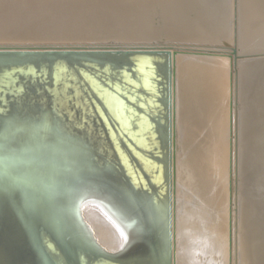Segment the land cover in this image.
I'll list each match as a JSON object with an SVG mask.
<instances>
[{
  "label": "bare ground",
  "instance_id": "6f19581e",
  "mask_svg": "<svg viewBox=\"0 0 264 264\" xmlns=\"http://www.w3.org/2000/svg\"><path fill=\"white\" fill-rule=\"evenodd\" d=\"M157 41H162L165 44L169 42L176 43L169 45L172 123L169 196L171 195L173 200L170 196L171 206H169L170 217L168 215V222L171 264H264V0H0V44H23L21 46L28 44L81 45L94 43H149ZM185 42H193L196 45L204 44L207 47L183 46ZM119 58L100 55L72 58L63 57L60 59H48L41 56H0V141L2 142H0L2 144L0 145V157L4 159V164L13 159L11 153L15 152V150H13V146L11 145L16 140L20 141L18 144L23 141L16 139V137L19 134H27L29 132L26 126V128L21 129L20 125L15 123L16 121H12L20 119L24 122H29L35 118L38 120V117L43 114L38 112L35 115V113L41 108V104L43 105L42 109H44L45 119L41 117V121H37L43 124V128H41L43 131H40L41 135L39 134L38 138L41 141L43 139L44 141H49L50 139L52 141L54 137L56 138L53 143H45V148L42 147V152L46 149L48 155L50 153H53V155L57 153L56 156H62L64 159L69 155V159L67 158L69 165L65 163V166H68L64 168L65 171L62 173L65 177L57 178L60 176L59 174L57 177L55 174V176L52 175L54 178L47 179L52 184L48 188H45V190L48 189L52 194V196L49 195L54 203L52 205H55L56 209L60 210V217H58L61 222L59 223V227L62 228V240H59L66 244L64 246L69 251L67 257L69 256L68 258H70L68 259V263L64 262L65 264H112L102 259L99 260L93 254H90L89 248L95 249L105 255L106 253L117 255L125 251L130 253H138L140 251L142 253L141 257H136L140 253L134 256L138 258L135 261L136 264H163V253L169 247V244L166 243V234L163 229V225L166 223L165 220H167L164 218L167 215L161 218L162 221L160 219L163 225L162 223L155 225L151 221L154 216L150 218L145 212L144 217H146V220L148 218L149 221L146 224V220L144 223L138 210V207H140V203L138 204V202L141 200L136 202V200L120 192L122 189L119 191L117 190L118 188L113 189L112 187V189H108L101 186L93 188L88 185L89 181L108 170L107 166L109 164L115 166L119 162L133 170L135 179L139 181L138 186L142 185V183H146L144 185L146 187L147 185L150 186L149 183L151 181L155 182L154 184L157 182V187L158 185L160 187L162 185L163 160L157 159L159 164L162 162L159 167L158 163H154V160L151 161L150 155L145 152L146 149L154 146L156 154V152H159L164 147L165 133L161 125L163 116L160 114L161 104L157 98V96L160 97L162 95V92L156 86L157 75L151 69L153 66H157V64L150 57H138L136 60L138 63L135 65V80H129L130 83L135 85L133 87L128 85L130 88L142 87L143 89L144 86L148 90H145L148 94L142 90H140V93H136L138 94L137 96L145 98V103L143 102L145 105H152L148 110H141L140 106H144L142 101L138 103V100H136L138 103L136 104L139 107H136L131 101L135 93L134 95H129V99L126 96H122L112 87L115 81L113 80L114 66L110 63L121 62L122 59L120 60ZM78 60H82L85 64L89 63V66L79 67L74 62ZM115 68L117 69L118 67H114V70ZM255 68H257V72L254 71L255 74H253L252 71ZM117 70L121 71L119 68ZM79 74L81 75L80 79L77 77ZM117 78V81L121 80L119 77ZM41 97H43L42 100ZM49 99L53 101L52 105L47 104ZM154 105H158V108L153 107ZM141 112L144 113L142 114ZM24 122H20V124H24ZM50 123L52 124L50 126L53 127L51 131L54 132L52 134L49 132L51 129ZM31 124L34 127V123L31 122ZM39 125L38 127L35 125L37 130L40 127ZM114 125L117 128L114 129V127L112 130ZM29 133L28 135L30 136L36 135V132L33 135ZM199 136L202 138L200 137L201 139L197 141ZM23 137L27 141L30 140V137H28L29 140L25 136ZM20 138H22V135ZM152 138L153 141L151 142ZM32 140L34 142V137H31L30 141ZM202 140H208L211 143L212 149L210 148L211 150L208 152L209 155H207L206 160L209 159L214 164V167L217 165L216 167L220 168L219 171L231 163V169H228L231 170V176L228 175L230 176V183H227L229 184L228 186L226 183L220 186V183H217L219 187L215 186L216 188L214 189L213 186V189H210L203 182L205 177L203 178V175L200 174L202 171L199 174L200 176L202 175L203 180L199 179L200 181H198V179H195L194 175H198V173L194 172V165L199 160L197 161V158H195L197 162L194 163L193 161L194 164L190 166L191 162L187 163L186 161L188 160L185 157V159L181 158L183 152H188V149L194 150L190 147L192 146L191 142L195 143L194 141H197V144L198 142L201 143ZM36 142L39 143L38 141ZM37 143L35 146L39 147ZM15 144L17 145L16 142ZM22 145L24 146L25 142ZM198 146L200 147V144ZM15 147L18 150V145ZM199 151L201 150L199 149ZM17 152L15 153L16 155L20 152L22 154L25 151L20 150V152ZM8 153H10L12 159ZM26 153L29 154L27 151ZM6 155L10 159L8 158L9 160L5 161ZM131 155L137 157L138 161L132 160V158V161H130ZM42 157L43 155L41 154L40 158ZM18 158L20 161L21 155ZM18 158L13 160L15 161ZM47 158L45 157V159ZM192 158L194 159V157ZM55 160L56 158L53 161ZM111 160L113 163L110 162ZM11 162H8V164ZM29 162H26V164ZM35 163L38 166V162ZM0 164L3 166L2 161ZM30 164L31 162L27 165ZM39 164L42 165V169L47 173L50 169L55 172L54 165L56 167L59 165L56 163L52 165V161L50 166L45 161L43 164L39 161ZM13 165H7V168L4 167L7 169V173L12 171L11 168H13V171L15 168L18 169L16 166L19 164ZM34 165H32L33 167L30 166V168H35L36 166L34 167ZM198 165L195 167L197 168ZM38 167L40 169V166ZM203 167L200 166L201 170ZM240 167L246 169V176H243L245 175V171L243 173L244 169H242L243 175L241 174ZM8 168H10V171H8ZM2 169L0 168V170ZM23 169L21 168V170ZM21 170V173H24L23 171L25 170L27 174V169ZM228 170L226 173H228ZM208 171L210 172L211 170ZM20 172L17 171L18 174ZM36 172L35 174L38 175ZM215 172L217 173V171ZM11 173L15 174L13 181L16 178V182L14 183L16 187L18 177H15L17 176L16 172ZM108 173L111 172L108 171ZM1 174L5 173H0V177ZM23 175L21 176L24 177ZM27 175L29 176V173ZM39 175H43L42 172ZM148 176H151L152 180L148 179ZM30 177L34 183L31 175ZM30 177L27 180H30ZM185 177L186 179L189 177V182L191 179L192 181H197V183L196 181L192 182L194 184L192 189L194 192L196 190L197 194L200 193L202 197L199 196L201 201L199 204H195L199 199L195 203L190 199L188 201L184 200L182 195L184 193L181 194L180 191L184 187H180ZM223 177L225 178V176ZM12 178L10 177L9 180ZM186 179L185 182L187 183L184 184L187 186L188 180L186 181ZM211 179L209 181H212ZM2 180L4 181L3 178ZM51 180L52 182H50ZM241 180L245 181L244 183L247 180L249 183L253 182V189L257 182L262 183H259L262 187H260V190H258L259 188H255L257 192L256 190L254 192L251 188L253 192L251 193L250 191L249 195L245 196L243 193H240L248 186V182L247 186H243L244 189L241 186L242 190H240L239 184ZM35 181L37 182V180ZM45 182L44 180L43 183L46 184ZM223 182L225 181L221 183ZM22 183L27 184L28 181L27 183L24 181ZM37 183L39 184V182ZM44 184L41 186H44ZM4 185L6 187L5 182ZM21 187L22 185L19 188ZM8 188L7 190H11ZM1 189L5 191L4 187L0 188V193ZM192 189L190 188V190ZM3 190L2 192H4ZM22 191L25 192L24 189ZM27 192L26 190L25 193L27 194ZM41 192L44 193V190ZM174 192L175 198L173 196ZM9 193L7 198L3 195L5 192L0 195L6 199V202L4 199L1 202L4 200L6 204L9 198L11 203ZM11 193L15 194V192ZM137 193L139 194V192ZM28 194L30 195V192ZM188 194L190 198H193L191 197L192 193ZM137 196L140 198L139 195ZM44 197H41V200ZM154 197H156V192ZM158 197L161 200V195ZM13 198L14 196H12ZM15 198L17 199V196ZM51 199L49 198L48 200ZM193 199L195 201V198ZM34 200L35 202L38 201L36 198ZM162 200L164 204L163 196ZM9 201L7 204H10ZM43 201L45 202V199ZM191 201L194 205L190 203ZM35 202L33 203V207H35ZM2 204L4 205V203ZM2 204H0V209ZM40 206L39 208H41ZM47 206H49V202ZM164 206L162 207L163 211H161L163 213ZM12 207L8 216L11 219V223L12 218H14V211L15 214L17 213V207H13L14 211ZM6 208L8 209V207ZM18 208L19 212H21L19 204ZM23 208L25 209V207ZM162 209L160 207V210ZM5 210L2 211L5 213ZM32 210L33 213H36L35 209L32 208ZM2 211L0 210V212ZM28 211L26 212H32L31 209ZM33 213L28 214V217ZM6 215L2 219L7 218ZM17 215L19 216L20 214ZM42 215L39 214V219ZM55 215H57V212ZM202 215L212 217L217 221L221 229L224 228L230 234L231 240L229 243L224 239L228 245H225L224 241L222 242L224 245L217 241V243L207 245L202 242L203 239L197 244L195 238L193 240L184 235L188 222L192 218ZM18 216V221L22 222V219L18 218ZM37 216L36 218H38ZM22 217L24 218L22 223H24L27 215L23 213ZM14 220L16 223L14 224L13 221V224L16 226L17 220L16 218ZM31 221L27 222L34 225L32 223L35 221ZM39 223L41 224L40 220ZM25 224L22 225L24 226ZM29 224L27 225L30 226ZM19 225L18 222L17 226ZM11 227L10 230L14 228L13 226ZM30 227L32 228L33 226ZM45 228L47 232L50 229L51 233V228ZM39 229L37 227L36 231L42 233V229ZM46 229L44 230L46 231ZM15 230L16 228H14ZM45 231L43 234H45ZM20 232L17 231L15 233L19 234ZM28 232L30 233L29 235H27ZM28 232L27 236H25L26 239L24 237H16L15 239L16 241L17 238H24L26 240V244L23 247L21 246L23 256L16 255L18 251H15L16 253L13 255H16V259L13 257L12 260L11 251L15 249V245L13 244L14 249H11V251L8 248L9 246L5 247L11 240L9 237H13L9 233V235L6 233V237L9 236V241L0 247V254L4 253L6 255V250H9L8 252H11L9 253L11 255L7 254V257H5H11L9 260L10 262L12 260L11 263L14 264H18L14 260H17L19 256L26 263H32L38 255L42 257L49 256L47 258L50 259L53 253L49 251V247L47 248L45 243L42 244L43 247L40 246L38 234L33 231ZM55 233L57 234L56 231ZM47 234H45V237ZM214 235L219 236L221 234ZM6 237L4 235L2 239L5 241ZM220 238L219 236L218 240ZM53 240L57 241V239ZM17 242L19 244L23 243L22 240L21 242ZM34 246H37V248L35 247L36 250L33 249ZM60 254H62V251ZM5 257L2 258L0 255V264H10V262L7 263L8 260ZM133 259L131 257L130 261ZM2 260L7 261L2 263ZM50 260L52 261V259ZM50 262L47 263L46 259L45 264H52Z\"/></svg>",
  "mask_w": 264,
  "mask_h": 264
},
{
  "label": "rangeland",
  "instance_id": "374dc122",
  "mask_svg": "<svg viewBox=\"0 0 264 264\" xmlns=\"http://www.w3.org/2000/svg\"><path fill=\"white\" fill-rule=\"evenodd\" d=\"M202 45H203V47H202ZM202 45H200V44H199V45H196V44H194L193 42H192V43H190V42H185V43H183V46H188V47H200V46H201V48H206V47H207V46L204 45V44H202ZM204 46H205V47H204ZM255 54H257V53H255ZM78 61H79V62H78ZM78 61H74V62H76L75 64H78L79 67H83V66L86 67V66H89V63H88V64H85V62H83L82 60H78ZM119 63H120V62H118V63L113 62V63H110V64H111L112 66H114V67L117 66V67L119 68V70L122 71L121 74L123 73V74H122V78H125V80H126V79H128V78H127L128 75H127V76L125 75V77L123 76L124 73H125V74L127 73V72H126V69H125L124 67L122 68L121 65L119 66ZM84 64H85V65H84ZM80 65H81V66H80ZM90 67H91V66H90ZM114 67H113V71H114V73H113V74H114V76H113V80H115V81H114L112 87L115 88V90H116L117 92H119L122 96H126V98H129V99H130V96H129V95H132L131 93H125V92H126L125 89L123 90V92H121V90L123 89L122 87L126 86V84L124 83L125 80H124V79H121V77H120V71L117 70L118 68H117V69L115 68V70H114ZM113 71H112V72H113ZM254 71L257 72V68H255V69L252 71L253 74H255ZM115 75H116V76H115ZM77 77H78V79H80V78H81V75L79 74ZM117 77H119L121 80H120V81H117V79H118ZM128 80H129V79H128ZM120 82H121V83H120ZM124 84H125V85H124ZM126 87H129V86H126ZM128 89L130 90V89H132V88L129 87ZM43 97H44V96H43ZM43 97H41V100L43 99ZM54 102H55V101H54ZM137 102H139V101H137ZM140 102H141V101H140ZM45 104H46V103H45ZM47 104L52 105V104H53V101H52V100L50 101V99H49ZM42 106H43V105L41 104V105H40L41 108H39V109L37 110V112L35 113V115H36L38 112H41V113L43 114V115H41V116L38 117V118H39L38 120H37V118H35L34 120L32 119L33 121L24 122V121H22V120H20V119H15V120L13 119L14 121H12V119H11L12 122H15V121H16L15 123H16V124L18 123V124L20 125V126H19V125H18V126H19L21 129L27 127L26 129H28L29 132H32V130H34V132H36V135H34V136H30V135H28L29 132H28L27 134H19V136H17V137H19V138H17V137L15 136L16 139H19V140L21 139V140H23V141L25 142V145L23 146V145H22V144L24 143L23 141H21V143L23 142L22 144H21V143L18 144L20 141L18 142V140H16V139L14 138V140H16L15 142H16L17 145H18V147H17L18 150H16V147H15V146H17V145L15 144V142L13 143V144H15V145H13V144L11 143V144H12L11 146H13V147H12L13 150H15V152H13V150H12V152H13L14 154H15V153H18L17 151L20 152V150H21V151L23 150V151H25V152H24L25 155H24L23 152H22V154H21V152H20L19 154H17L18 156L21 155V158H20V161H19L18 156H17L16 154L14 155L13 153L10 152L11 155H13V159L18 158L17 160L14 161V160L12 159V156L10 155V153H8L9 156L11 157V159L14 161L15 164L13 163L12 160H9V159H10L9 156L6 155L7 158L5 157V158H6L5 161H6V160H9V161H7V164L5 163L6 165L4 164V159H2V157H0V158H1V159H0V163H1V161H2V164H3V166L0 164V168H3L2 170H0V173H3V172H4V173L6 174V175H5V174H3V175L1 174V177H0V182H1V183H0V188H3V187L5 188V191H4L3 189H1V193H0V195L3 194V193L5 192V194H3V195H5V197L7 198L8 193L10 192L9 195H10V200H11V203H10L9 198H8L7 203H8V201H9L10 204H7V203H6V204H7V205H6V204H5L6 199L2 198V197H4V196H0V197H1V198H0V204L4 203V205H3V204L1 205V209H0V210L2 211V210H4V209H6V210H5V213L8 211V212L6 213L7 215L4 213V211L0 212V214L3 213V214L0 216V220H1V221L3 220L2 222L0 221V238H1V239L4 238V235H5V237H6L7 234H8V233L10 234L11 231H12V232H11L10 236H13V237H9V236H8V237L11 239L10 242H8V243H7V241H9V240H8V239H9L8 237L5 238V239H6V240H5L6 242L2 239V240L4 241V244H3V241L0 239V241H1V242H0V247H2L3 245H5V244L7 243V244H6L7 246H5V247L7 248V247L9 246L8 248L10 249V251H11V249H14V248H15V249L13 250L14 252L11 251V252H12V253H11V252H8L9 250H6L5 247H4V249H5L8 253L6 252V255H5L4 253L1 252L2 254H0V255H1L2 258H4L5 256L7 257V254L11 253L12 255H11V254H9V255H11L12 260H13V257L16 259V257H15L16 255H21V256H23V255H22V253H23V249H22V247L26 244V240H24V238L26 239L25 236H27V235L30 234L28 231H33V232H35L37 227H38V229H39V227H41L39 230L42 229V233H39V231H36L35 233L38 234V238H40L39 240L44 241V239H45L44 242H45V244H46V247H47V248L49 247V248H48L49 251L52 252V253L54 254V255L51 254L50 259H52V261H53V260H54V261L52 262L50 259H48L49 256H47V257H48V258H47L45 255H44L45 257H42L41 255H38V256H36L37 258H36V257L34 258V261H33L32 263H26L25 261L23 262L22 259L20 258L21 256H19V257H18L19 259L17 258V260H14V262H18V264H24V263H25V264H39V263H40V264H45L46 259H47V263L51 261L50 263H52V264L55 263V262H56L57 264H65V263H68V261H69L68 259H70V258H68L69 256L67 257V255H69L68 248H67L66 246H64V245H66V244L63 243V241H60V240H62V228L59 227V225H60L59 223H61L60 220H59V217H60V210L56 209L57 207H56L55 205H52V204H54V203L52 202V199H51L52 194L49 192L48 189L45 190L46 187L48 188V186H49L50 184H52V183H49V181H48V180L54 178L52 175L55 174L56 177H57L58 174H59L60 176H58L57 178H63V177H65L64 175H62V173L65 171L64 168H66V166L69 165V164L67 163V162H69V161L67 160V158L69 157V155H68V157H65V159H64V157H62V156H59V155L56 156L57 153H56V154L54 153L55 155H53V153H50V154L48 155L46 149H44L45 151L43 150V152H44V154H43L42 149L45 148V143H46V144H48L49 142H50V143H53V142H55L56 138L54 137V139H52V141H51V139H50L49 141H46V140L44 141V139L41 141V140L38 138V137H39V134H40V131H43V130L41 129V128H43V126H42L43 124H42V123H38V122L41 121V117H42V119H45V118H44L45 116H44V113H43V110H44V109H42V108H43ZM41 109H42V111H41ZM35 115H34V116H35ZM35 120H36V122H35ZM17 121H18V122H17ZM37 121H38V122H37ZM20 122H21V123L24 122V124H20ZM31 122L34 123V127H33V125L31 124ZM35 123H36V124H35ZM29 124H30V125H29ZM37 124H38V125L40 124V125H39L40 127L38 128V130H37V127H38ZM35 125H36L37 127H36ZM50 125H52V124L50 123L49 126H50ZM21 126H22V127H21ZM25 126H26V127H25ZM31 126H32L33 128H32ZM115 126H116V125H114V126L112 127V130H113V128H114ZM30 127H31V128H30ZM50 128H51V129H50L49 132H51V134H52L53 131H51V130H53V127L50 126ZM116 128H117V127H115L114 129H116ZM30 129H31V130H30ZM40 129H41V130H40ZM37 131H38V133H37ZM34 132L29 133V134L33 135ZM53 133H54V132H53ZM34 134H35V133H34ZM16 135H17V134H16ZM21 135H22V138H20ZM40 135H41V134H40ZM23 136H25L26 139H28V140H29L28 137H30V140H31V137H34V142H33V140H32V141H30V140H29V141L25 140ZM35 137H36V138H35ZM107 137H109V136H107ZM200 137H201V136H199V138L197 139V141L200 140V139L202 138V137H201V138H200ZM32 139H33V138H32ZM14 140H13V141H14ZM39 140H40V141H39ZM203 140H204V139H203ZM203 140L201 141V143H203V144H201L200 142H198V143L196 144L197 141H194L195 143L191 142L190 144H192V146H190V145H189V146L192 147V149H194V150H189V149H188V152H186V153L183 152L184 154H183V153L181 154V156H182L181 158H183V159L186 158V159L188 160V161H186L187 163H190V162H191V163H190V166H192L195 162H197V161L199 160V161L197 162V164L194 165V172H195L196 174L198 173V175H194V176H195V179H196V180L198 179V181H200L199 179L203 180V178L205 177L206 179L204 178V181H203V182H204L205 185L209 186L210 189H213V186H214V189H215V188L218 186L219 183H220L219 186H220L221 184H225V183H226V185L228 186L229 184H227V183H230V179H229V178H230V176H231V174H230V173H231V172H230L231 170H228V169H231V168H230V167H231V163H230V165H227V167L224 166V167L221 169V171H219L220 168L216 167L217 165H215V167H214V164H213L212 162H210L209 159L206 160V158L208 157L207 155H209L208 152L212 149L211 143H210L208 140H205V141H203ZM36 141H38L39 143H37ZM206 141H207V142H206ZM0 142H1V141H0ZM28 142H29V143H28ZM31 142H32V143H31ZM35 142L39 145V147H37V145L35 146V144H36ZM40 142H41V144H42L43 146L40 144ZM111 142H112V141H111ZM1 143H2V142H1ZM26 143H27V144H26ZM30 143H31V144H30ZM34 143H35V144H34ZM43 143H44V144H43ZM3 144H4V143H3ZM33 144H34V146H33ZM194 144H195V145H194ZM198 144H200V147L198 146ZM0 145H2V144H0ZM19 145H20L22 148H21ZM29 145H30V147H29ZM204 145H205V146H204ZM26 146H28V147H26ZM202 146H203V148H202ZM0 147H1V146H0ZM14 147H15V149H14ZM32 147H34L35 149L32 148ZM42 147H43V148H42ZM193 147H194V148H193ZM204 147L207 148V149H205ZM20 148H21V149H20ZM29 148H30V150H31V149L33 150V149H34L35 151H34V150H33V151L31 150V152H30V150H28ZM40 148H41V150H40ZM196 148H197L198 151L195 150ZM210 148H211V149H210ZM26 149H27V150H26ZM36 149H38V150H36ZM161 149H162V148H161ZM161 149H160V151H161ZM190 149H191V148H190ZM199 149H200L201 151H199ZM39 150H40V151H39ZM186 150H187V149H186ZM202 150H203V153H202ZM26 151L29 152V154H27ZM189 151H190L191 153H190ZM0 152H1V150H0ZM32 152H33V153H32ZM38 152H39V153H38ZM40 152H41V153H40ZM59 152H60V151H59ZM205 152H207L208 154L205 153ZM30 153H31V154H30ZM45 153H46V154H45ZM195 153H196V154L199 153V154H198L199 156L196 155ZM200 153H201V154H200ZM0 154H1V153H0ZM33 154H34V155H33ZM36 154H38V155H36ZM41 154L43 155V157H42L43 159L40 158ZM51 154H52V155H51ZM159 154H160V153H159ZM189 154H190V155H189ZM204 154H205V156H204ZM28 155H29V157H30L31 159L28 157ZM35 155H36L37 157H36ZM39 155H40V156H39ZM188 155H189L190 157H189ZM0 156H1V155H0ZM14 156H15L16 158H15ZM22 156H23V157H24V156L27 157V158H26L27 160L25 159V157L23 158ZM33 156H34V157H33ZM49 156H51V157L49 158ZM54 156H55V157H54ZM45 157H48V158H47L48 160L45 159ZM58 157H60V158H58ZM184 157H185V158H184ZM188 157H189V158H188ZM192 157H194V159H193ZM200 157H201V158H200ZM3 158H4V157H3ZM8 158H9V159H8ZM34 158H35V159H34ZM52 158H53V159H52ZM55 158H56V160L53 161ZM131 158H132V160H133V159H135V160L138 159L137 157H135V156H133V155L130 156V158H129L130 161H132ZM191 158H192V159H191ZM195 158H197V159H196L197 161L195 160ZM32 159H33V161H34V160H35V161L33 162ZM37 159H39V160L37 161ZM40 159H42V160H40ZM50 159H51V161H52V165L55 164V163H56V164H59V165H57V167L54 165V168H55L57 171L55 170V172H54V170L52 171V170L50 169L51 172L47 170V171H48V173H47V172H45V171L42 169L43 167H41L42 165L39 164V161L42 162V164H43L44 161H45V162L48 163V165L50 166V164H51ZM68 159H69V158H68ZM204 159H205V160H204ZM21 160H22V162H21ZM24 160H25V161H24ZM57 160H58V162H57ZM63 160H64V161H63ZM65 160H66V161H65ZM153 160H154V163L157 162V159L151 158V161H153ZM201 160H202L203 162H202ZM11 161H12V162H11ZM23 161H24V163H23ZM29 161L31 162V164H30V165H27V164L30 163ZM47 161H48V162H47ZM114 161H115L116 163H118L116 160H114ZM137 161H138V160H137ZM193 161H194V163H193ZM8 162H11V163L8 164ZM16 162H18V163H16ZM19 162H21V163H19ZM26 162H29V163L26 164ZM32 162H33V163H32ZM35 162H38L37 164H38V166H40V169H39V167L36 165ZM61 162H62V163H61ZM110 162L113 163L112 160H111ZM115 162H114V163H115ZM158 162H159V161H158ZM158 162H157V163H158ZM160 162H161V161H160ZM209 162H210V163H209ZM65 163H67L68 165L65 166ZM152 163H153V162H152ZM157 163H156V164H157ZM161 163H162V162H161ZM161 163H160V164L158 163L157 165L159 166V165H161ZM201 163H202L203 165H202ZM211 163H212V164H211ZM11 164H12V165L14 164L15 166L19 164L20 166L18 165V166H16V167H17L18 169L20 168V170H21V168H22V169H23V168H24V169H27V174L29 173V176L26 174V171H25L24 169H23L24 171H23V170H21V171H23L26 175H25L24 173H21L20 170L16 169L15 167H14V168L16 169V171H15V169H14V171H13V168H11L12 171H10V168H8V169H9L8 171H10V172L7 173V172H6V171H7L6 168H7L8 166H12ZM22 164H23V165H22ZM33 164H35L34 167L36 166L39 170H38L36 167H35L36 170H35V168H30V166H32ZM191 164H192V165H191ZM198 164H200V165H198ZM204 164H205V165H204ZM7 165H8V166H7ZM14 165H13V166H14ZM24 165H25V166H24ZM26 165H27V166H26ZM52 165H51V166H52ZM60 165H62V166H60ZM196 165H198L197 168L195 167ZM208 165H209V168L211 167L210 169L208 168ZM210 165H212V166H210ZM1 166H2V167H1ZM6 166H7V167H6ZM21 166H23V167H21ZM28 166H29V167H28ZM64 166H65V167H64ZM200 166H201V167L204 166L202 170H201ZM4 167H6V168H4ZM26 167H27V168H26ZM32 167H33V166H32ZM58 167H59V168H58ZM61 167H62V168H61ZM159 167H160V166H159ZM206 167H207V168H206ZM228 167H229V168H228ZM241 167H242V166H241ZM241 167H240V168H241ZM107 168H108V170H106L103 174H101V175H99V176L93 178V180L89 181V184H88V185L91 186V187H93V188H96V186H97V187H100V186H101V187L108 188V189H112V187H113V189H115V188L117 189V188H118L117 190H119V191H120V189H122L120 192H122L124 195H127L128 197H131L132 199L136 200V202H138V200H141V201L138 202V204L140 203V207H138V208H139L138 210H139V214H141L140 216L142 217L143 222L146 220V219H145L146 217H144V216H145L144 214H145V212H146V213H147L146 215L149 216L150 218L154 216V217L152 218V220H151L152 223H154L155 225H157V224H159V223H162V222H160V219H161V218H164V217H165V214H164L163 212H161V211H163L162 207L164 206V204H163V202H162V201H163V200H162V196H163V194L161 193V190H160V188H159L160 186L158 185V187H156V188H158L159 190H158V189H153V188H151L152 185H151V187L147 185V187H146V186H143L144 188L142 187L141 189H138V190H135V191H134V188L138 186V182H139V181H137V180L135 179V175L133 174L134 172H133L132 169H130V168H129L127 165H125V164H121L120 162H119V164H115V166H112V165L109 164V166H107ZM111 168H112V170H111ZM205 168H206L207 171H208V170H211V171H210V172H211L210 175H209L210 172L208 171V172H209V173H208V172L205 170ZM212 168H213V169H212ZM215 168H216V169H215ZM224 168H226V169L224 170ZM4 169H5V171H4ZM33 169L35 170V172L38 171V172H36V173H38V175L35 174V172H33V171H34ZM41 169H42V170H41ZM115 169H116L117 171H116ZM198 169H199V170H198ZM242 169H244V170H243V173H244V171H245V173H244L245 175H243V173H242ZM28 170H29V171H28ZM59 170H60V171H59ZM196 170H198V171H196ZM227 170H228V173H226ZM240 170H241V174H242L243 176H246V169H245V168H241ZM1 171H2V172H1ZM17 171L20 172L19 174H21V175L24 174V175H23L24 177H22L21 175H19V174L17 173ZM108 171L111 172V173H108ZM201 171H202V173H200ZM212 171H213V172H212ZM215 171H217L218 174H217ZM11 172H16V175H17V176H15V177H18V178H17L18 181H17L16 187H15V185H14V183L16 182V181H15L16 178H15V180L13 181V179H14V175H15V174H13V173H11ZM32 172H33L34 174H33ZM41 172H42L43 175H39V174H41ZM52 172H53V173H52ZM56 172H57V173H56ZM60 172H61V173H60ZM113 172H114V173H113ZM203 172H205V173H203ZM219 172H220L221 174H220ZM222 172H224V173H222ZM30 173H32L33 175L30 174ZM106 173H107V174H106ZM199 173L203 175V178L201 177L202 175L200 176ZM225 173H226V174H225ZM7 174L11 175L10 177H11V178L13 177V178L9 180L10 177H8L9 175H7ZM108 174H109V175H108ZM113 174H114V175H113ZM215 174H216V175H215ZM219 174H220V175H219ZM222 174H224V175H222ZM18 175H19V176H18ZM30 175L32 176V178H33L35 175H37V176H39V177L41 176V177H40V178H39V177L37 178V176H36L35 178H33V181H34V183H33V182L31 181L32 179H31ZM46 175H47V176H46ZM48 175H49V176H48ZM55 175H54V176H55ZM211 175H213V176L215 175V176L213 177V176H211ZM226 175H227V176H226ZM228 175H230V176H228ZM2 176H4V177H2ZM20 176H21V177H20ZM26 176H27L28 178H27ZM42 176H43V178H42ZM45 176H46V178H45ZM51 176H52V177H51ZM185 176H186V175H185ZM196 176H198V177H196ZM218 176H219V177H218ZM222 176H225V178H226V177H227V178H226V179H225L224 177L222 178ZM7 177H8V178H7ZM29 177H30V180H27V179H29ZM47 177H48V178H47ZM50 177H51V178H50ZM98 177H99V178H98ZM121 177H122V178H121ZM186 177H187V176H186ZM186 177L183 178V184H184V183H185V184L187 183V182H185ZM199 177H200V178H199ZM208 177H209V178H208ZM2 178L4 179V181L2 180ZM19 178H21V179H19ZM22 178H23V179H26V180H23ZM105 178H106V179H105ZM149 178L151 179V176H148V179H149ZM160 178H161V177H160ZM188 178H189V177H188ZM188 178L186 179V181L188 180V184H187V186H186L185 184H184V185L182 184L181 187H180V188H183V187L185 188V187H186L185 189L187 190V192H186V190L183 188V189H180L181 194L184 193V194H182L184 200H187V201H188V199H190V200H192L194 203L199 199V201H197V202L195 203V204H197V203L199 204V202H201V201H200V197H201V196H200V193H198V194H199V195H198V194L196 193V190H195V192H194V190L192 189V188L194 187V184H193L192 182H195L196 180H195V181H194V180L192 181V179H191V180H190V182L192 183V184H191V183L189 182V179H188ZM211 178H213V179H211ZM216 178H217V179H216ZM221 178H222V179H221ZM243 178H244V177H243ZM245 178H246V177H245ZM245 178H244V179H245ZM5 179H6V180H5ZM39 179H40V181H38ZM47 179H48V180H47ZM113 179H114V180H113ZM117 179H118V180H117ZM161 179H162V178H161ZM210 179H211L212 181L215 180V181H213V184H212V181H209ZM220 179H221V180H220ZM223 179H224V180H223ZM246 179H247V178H246ZM1 180H2L3 182H2ZM11 180H12V181H11ZM20 180H21V181H20ZM35 180H37V182H39V184H38ZM44 180L46 181V182H45L46 184L43 183ZM97 180H98V182L96 183ZM115 180H117V181H115ZM151 180H152V179H151ZM226 180H227V181H226ZM228 180H229V181H228ZM7 181H8V182H7ZM23 181H24L25 183H27V181H28V183H27V184H24V183H22ZM47 181H48V182H47ZM92 181H93V183H92ZM120 181H121V182H120ZM208 181H209V183H208ZM220 181H221V182H222V181H225V182L221 183ZM4 182H5V184H6V187H5V185H4ZM11 182H12L13 184H12ZM29 182H30L31 184H30ZM50 182H52V180H51ZM242 182H243V181L241 180V183H242ZM244 182H245V181H244ZM244 182L242 183L243 185L240 183L239 186H240V187H241V186H242V187H243V186H247V182H248V180L246 181V183H244ZM7 183H8V184H7ZM9 183H11V184H9ZM18 183H19V184H18ZM35 183H36V184H35ZM53 183H54V182H53ZM118 183H120L121 186H120V184H118ZM152 183H153V182L151 181L149 184H152ZM154 183H155V182H154ZM154 183H153V184H154ZM196 183H197V181H196ZM200 183H201V182H200ZM210 183H211V184H210ZM214 183H216V184L218 183V184L216 185V184H214ZM250 183H251V182H250ZM250 183L248 182V186L245 187V189H244V187H243L244 190H242V187L240 188V190H242L240 194L243 193V195H245V196H246V195H249V193H250V191H251V188L254 186V183H253V182H252L253 184H252V183L250 184ZM259 183H260V182H257V184L255 183L256 185H255L254 189L252 188V190H253L254 192H255V190L258 189V188H259L258 190L261 189L260 187H262V185L260 186V184H262V183H260V184H259ZM1 184H3V185H1ZM28 184H29V185H28ZM33 184H34V186H33ZM37 184H38V185H37ZM43 184H44V186H41V185H43ZM47 184H48V185H47ZM109 184H110V185H109ZM112 184H114V185H112ZM157 184H158V183L156 182V184H154V185L157 186ZM189 184H190L191 186H190ZM249 184H250V185H249ZM258 184H259V186H257ZM7 185H11V186H7ZM13 185H14V186H13ZM18 185H19V186H18ZM21 185H22L23 189L25 190V192H26V190L28 191L27 194H28L29 192H30V195L33 194L32 197H30V198L28 199V197H29L30 195L28 194V195H29V196H28L25 192H23V191L21 192V190H23V189H21L22 187L19 188ZM35 185H36V186H35ZM129 185H130V186H129ZM134 185H135V186H134ZM211 185H212V186H211ZM252 185H253V186H252ZM2 186H3V187H2ZM12 186H13V187H12ZM37 186H38V187H37ZM122 186H124V187H122ZM131 186H132V187H131ZM141 186H142V185H141ZM188 186H189V187H188ZM215 186H216V187H215ZM219 186H218V187H219ZM227 186H226V187H227ZM250 186H251V187H250ZM7 187H9L8 189H11L12 191H11V190H7ZM14 187H15L16 189H15ZM28 187H29L30 189H29ZM42 187H43V188H42ZM133 187H134V188H133ZM148 187H150L151 190H150V188H148ZM187 187H188V188H187ZM17 188H19V189L17 190ZM27 188H28V189H27ZM128 188H129V190H127ZM190 188H191L192 190H190ZM255 188H256V189H255ZM34 189H35V190H34ZM41 189L44 190V193L41 192V191H43V190H41ZM188 189H189V190H188ZM246 189H250V190H246ZM2 190H3L4 192H2ZM40 190H41V191H40ZM152 190H153V191H152ZM155 190H158V191H155ZM182 190H184L186 193H185L184 191H182ZM6 191H7V192L9 191V192L7 193ZM17 191H18V192L20 191V193L18 194ZM129 191H130V192H129ZM150 191H151V192H150ZM191 191H192V192H191ZM253 191H251V193H252ZM11 192H13V193L15 192V194L13 195ZM16 192H17V193H16ZM32 192H33V193H32ZM34 192H35V193H34ZM37 192H38V193H37ZM47 192H48V193H47ZM128 192H129V193H128ZM137 192H139V194H138ZM155 192H156V197H154V196H155ZM193 192H194V193H193ZM197 192H198V190H197ZM246 192H247V193H246ZM256 192H257V190H256ZM22 193H23V194H22ZM24 193H25V196H24ZM36 193H37V197H36ZM39 193H40V194H39ZM41 193H42V194H41ZM49 193H50V194H49ZM125 193H128V194H125ZM130 193H131V194H130ZM136 193H137V194H136ZM151 193H152V194H151ZM157 193H158L159 195H161V200H162V201L159 199V197H158L159 195H158ZM170 193H171V192H170ZM188 193H190V194L192 193V194H191V197L195 198V201H194L193 198H190V195H189ZM195 193H196L197 197H196ZM244 193H245V194H244ZM6 194H7V195H6ZM11 194H12V195H11ZM16 194H18V195H16ZM47 194H48V195H47ZM153 194H154V196H153ZM174 194H175V192L173 193V196H174V198H175V195H174ZM15 195L17 196V199L15 198V197H16ZM22 195H23L25 198H24ZM45 195H46V196H45ZM49 195H51V196L49 197ZM137 195H139L140 198H139ZM141 195H142V196H141ZM184 195H185V196H184ZM186 195H187V198H186ZM194 195H195V196H194ZM12 196H14V198H13L14 200L12 199ZM19 196H20V197H19ZM21 196H22V199L24 198L23 200L21 199ZM38 196H39V198H38ZM44 196H45V197H44ZM152 196H153V197H152ZM170 196H171V195H170ZM199 196H200V197H199ZM202 196H203V195H202ZM26 197H27V200H26ZM41 197H44V198H42V199H43V200L45 199V202H44L43 200H41ZM47 197H48V198H47ZM134 197H137V198H134ZM163 197H164V196H163ZM188 197H189V198H188ZM18 198H19V199H18ZM35 198H36L38 201L35 202V200H34ZM49 198H50L51 200H48ZM157 198H158V199H157ZM171 198H172V200H173V197H172V196H171ZM171 198H170V199H171ZM201 198H202V197H201ZM2 199H4L5 202H4V200H3V202H1ZM31 199H32V201H31ZM12 200H13V201H12ZM16 200H17V201H16ZM19 200H20V202H21V200H22L21 204H20ZM24 200H26V201H24ZM28 200H29V201H28ZM33 200H34V201H33ZM40 200H41V201H40ZM143 200H144V201H143ZM158 200L161 201V202L159 201V202L161 203V205H160V203L158 202ZM190 200H189V201H190ZM30 201L32 202V205H31V202H30ZM46 201H47V202H46ZM50 201H51V202H50ZM192 201L190 202L191 204L193 203ZM13 202H14V203H13ZM17 202H18V203H17ZM23 202H26V203H23ZM34 202H35V204H34L35 207H33V203H34ZM37 202H38L39 205L36 204ZM42 202H43L45 205H44ZM48 202H49V206H47V205H48ZM172 202H173V201H172ZM175 202H176V201H175ZM27 203H28V204H27ZM13 204H14V205H17V206H14ZM18 204H19L20 209L23 211V213L27 215V219H28V220L25 219V222H24V223H22V222L24 221V218H23V217L21 218V216H22L23 213H22V211L19 212ZM25 204H26V205H25ZM42 204H43L44 207L47 209V211H46V209H45L44 207H42V206H43ZM50 204H51V205H50ZM141 204H142V205H141ZM150 204H151V205H150ZM162 204H163V205H162ZM201 204H202V203H201ZM12 205H13L14 208L17 207V208H16V209H17V213H16V214H15V211H14V208L12 207ZM22 205H23V206H22ZM24 205H25V206H24ZM29 205H30V207H29ZM37 205H38V208H37ZM40 205H41V206H40ZM143 205H144V206L146 205V206L144 207ZM192 205H194V204H192ZM202 205H203V204H202ZM2 206H3V207L5 206V207L3 208ZM9 206H10V207H9ZM21 206H22V207H25V209H24V208L22 209ZM27 206H28V207H27ZM31 206H32V207H31ZM39 206L42 208V210H41V208H39ZM53 206H54V207H53ZM170 206H171V202H170ZM6 207H8V209H7ZM11 207H12V210L14 211V218H12V223H11V219H9V217H8V216H9V211L11 210ZM48 207H49V208H48ZM50 207L53 208V209H51ZM160 207H161L162 210H160ZM26 208H28V209H26ZM32 208L35 209L36 213H33ZM36 208H37V209H36ZM141 208H143V209L145 208L144 211H142L143 209H141ZM16 209H15V210H16ZM29 209H31L32 212L27 213L26 211H28ZM43 209H45V210L43 211ZM54 209H55V210H54ZM140 209H141V210H140ZM25 210H26V211H25ZM40 210H41V211H40ZM53 210H54V211H53ZM24 211H25L26 213H25ZM38 211H39V212H38ZM49 211H50V212H49ZM58 211H59V214H58ZM28 212H29V211H28ZM37 212H38L40 215L43 214L42 216H40V219H39V214H38ZM44 212H45V213H44ZM54 212H55V213H54ZM56 212H57V215H55ZM141 212H142V213H141ZM184 212H185V211H184ZM31 213H33L31 216H33L32 218H33V220L35 221L34 223H32V224H34V225H31V223H30V224L28 223V222H30L31 219H32V218H30L31 216L28 217V214H31ZM46 213H48V214H50V215H48V214H46ZM51 213H52L53 215H55L56 218H55V216H53ZM17 214H20L21 216H20V215L18 216ZM34 214H35V215H34ZM36 214H37L38 216H37ZM142 214H143V216H142ZM163 214H164V215H163ZM170 214H171V211H170ZM173 214H174V212H173ZM4 215H6V217H7L8 219H7V218L2 219V217H3V218L5 217ZM16 215L18 216V218L20 217V219H22V222H21V221H18L19 219H17V216H16ZM45 215H46V218H45ZM47 215H48V216H47ZM151 215H152V216H151ZM34 216H35V217H34ZM36 216H37L38 218H36ZM50 216H51V217H50ZM58 216H59V217H58ZM162 216H163V217H162ZM24 217H25V215H24ZM169 217H170V215H169ZM15 218H16V220H17V224H18V222H19V224H20L19 226H17V224H16V226L14 225V224L16 223V221L14 220ZM34 218H35V219H34ZM43 218H44V220H43ZM52 218H54V219H52ZM38 219L40 220L41 224L39 223V220H38ZM45 219H47V220L45 221ZM50 219H51L52 221H53V220H54V221L52 222ZM164 219H167V216H166V218H164ZM164 219H163V221H164ZM4 220H5V221H4ZM6 220H7L8 222H7ZM26 220H27L28 222H27ZM29 220H30V221H29ZM33 220H32L31 222H33ZM37 220H38V222L36 223ZM201 220H203V221H201ZM13 221H14V224H13ZM58 221H59V222H58ZM147 221H148V218H147V220L145 221L146 224L149 222V221H148V222H147ZM161 221H162V219H161ZM166 221H167V220H166ZM42 222H43V223H42ZM145 222H144V223H145ZM6 223H9V224H6ZM21 223H22V224L27 223V224H29L30 226H33V227H32L33 230H32V228H31L30 226H28L27 224L24 225V226H25V228H24V226H23ZM44 223H45V224H44ZM50 223H51V224H50ZM11 224H13V225H11ZM38 224H40V225L38 226ZM47 224H48V226H46ZM211 224H212V225H211ZM3 225H4V226H3ZM10 225L13 226L14 228H16V230H17L18 232H20V231H21V232H20L19 234H17V233H15V232H17V231H16V230L14 231V228H13L12 230H10V228H12ZM42 225H43V226H42ZM44 225H45V226H44ZM51 225H52V227H51ZM162 225H163V223H162ZM164 225H165V224H164ZM164 225H163V226H164ZM214 225H216V226H214ZM1 226L3 227V230L6 231V232H4V231L2 230V227H1ZM9 226H10V227H9ZM20 226H22L23 228L20 227ZM26 226H27V227H26ZM18 227H19V228H18ZM28 227H30L31 230L28 229ZM34 227H35V230H34ZM42 227H43L44 229H46L45 227H49V228H51V229H52L51 233H50V231H49L50 229H49L48 232H47V229H46V231H45ZM54 227H55V228H54ZM215 227H216V228H215ZM4 228H5V229H4ZM6 228H7V230H6ZM8 228H9V231H10V232L8 231ZM210 228H211V229H210ZM222 228H223V227H222ZM19 229H20V230H19ZM21 229H22V230H21ZM24 229H25V230L27 229V231H25ZM58 229H60V230H58ZM206 229H207L208 231H207ZM215 229H216V230H215ZM220 229H221V228H220V225L217 223L216 220H214V219H213L212 217H210V216L202 215V216H197V217H195V218H192V219L190 220V222H188L187 230H186V232L184 233V235L187 236V237H189V238H192L193 240H194V238H195V241H196L197 244H198V242L200 243V242L202 241L201 239H203L202 242L206 243L207 245H209V244H213V243H217V242H218V243H222V242L224 241V239H225V241H227V242L229 243L230 240H231V236H230V234H229L224 228L221 229V230H220ZM23 230H24V232H23ZM53 230H54V231H53ZM214 230H215V231H214ZM44 231H45V234L48 233L47 236H46L47 238L45 237V234H43ZM55 231L57 232L58 235L55 233ZM213 231H214V232H213ZM220 231H221V232H220ZM22 232H23V233H22ZM27 232H28V234H27ZM40 232H41V231H40ZM46 232H47V233H46ZM210 232H211V234H210ZM217 232H218V233H217ZM4 233H5V234H4ZM6 233H7V234H6ZM53 233H54V234H53ZM59 233H61V234H59ZM195 233H196V235H194ZM222 233H223V235H222ZM3 234H4V235H3ZM9 234H8V235H9ZM20 234H21V236H20ZM26 234H27V235H26ZM42 234H43L44 237L42 236ZM55 234L57 235V237H56ZM214 234H216V235L221 234V235H219V236L221 237L220 240H218V237H219V236H215ZM1 235H2V236H1ZM14 235H15V236H14ZM23 235H24V236H23ZM40 235H41V236H40ZM52 235H53L54 237H53ZM39 236H40V237H39ZM224 236H225V237H224ZM16 237H24L23 239H22V238H19V239L17 238V241L21 242V240H22L23 243H22V244H21V243L19 244V243L15 240ZM198 237H199V238H198ZM201 237H202V238H201ZM210 237H211V238H210ZM12 238H13L14 240H13ZM41 238H42V239H41ZM51 238H52V239H51ZM206 238H207V239H206ZM212 238H213V239H212ZM53 239H57V241H54ZM59 239H60V240H59ZM215 239H216V240H215ZM50 240H51V241H50ZM52 240H53V241H52ZM204 240H206V241H204ZM209 240H211V241H209ZM214 240H215V241H214ZM13 241H14V243H13ZM24 241H25V242H24ZM47 241H48V242H47ZM195 241H194V242H195ZM207 241H208V242H207ZM216 241H217V242H216ZM225 241H224V244H225V245H226V244L228 245V243L225 242ZM16 242H17V244H16ZM54 242H55V244H54ZM58 242H59V243H58ZM60 242H61V244H60ZM209 242H210V243H209ZM9 243H11L12 245L9 244ZM50 243H51V244H50ZM8 244H9V245H8ZM13 244L15 245V247L13 246ZM18 244H19V245H18ZM48 244H49V245H48ZM53 244H54V245H53ZM222 244H223V243H222ZM224 244H223V245H224ZM50 245H51V246H50ZM55 245H56V246H55ZM17 246H18V247H21V246H22V247H21V248H18ZM54 246H55V248H54ZM13 247H14V248H13ZM35 247L37 248V246H34V247H33L34 250H36ZM63 247H64V249H63ZM17 248H18V249H17ZM51 248H52L53 250H52ZM66 248H67V251H66ZM4 249H3V250H4ZM50 249H51L52 251H51ZM60 249H61V250H60ZM3 250H1V251H3ZM5 250H4V251H5ZM19 250H20L21 253L19 252ZM57 250H58V251H57ZM4 251H3V252H4ZM15 251H16V252L18 251V253H16ZM55 251L58 253V256H57L58 258L56 257L57 253H56ZM61 251H62V254H60ZM15 253H16V255H13V254H15ZM55 254H56V255H55ZM3 255H4V256H3ZM9 255H8V256H9ZM52 255H53V256H52ZM64 255H65V256H64ZM54 256H55V258H54ZM6 257H5V258H6ZM11 257L6 258L8 261H7V260H4V261H7V263L10 262L9 258H11ZM51 257H52V258H51ZM60 257H62V258H60ZM40 258H41V259H40ZM45 258H46V259H45ZM20 259H21V260H20ZM55 259H56V260L58 259V260L56 261ZM0 260H1V258H0ZM12 260H11V262H12ZM18 260H20V261H18ZM40 260H41V261H40ZM63 260H64V261H63ZM4 261L2 260L1 262L4 263ZM39 261H40V262H39ZM11 262H10V264H14V263H11ZM43 262H44V263H43ZM58 262H61V263H58ZM64 262H65V263H64ZM47 263H46V264H47ZM56 263H55V264H56ZM5 264H6V263H5ZM15 264H17V263H15Z\"/></svg>",
  "mask_w": 264,
  "mask_h": 264
},
{
  "label": "water",
  "instance_id": "95a60500",
  "mask_svg": "<svg viewBox=\"0 0 264 264\" xmlns=\"http://www.w3.org/2000/svg\"><path fill=\"white\" fill-rule=\"evenodd\" d=\"M176 44V43H168L165 44L162 41L157 42H136V43H94V44H73V45H60V44H24L26 46H21L23 44H0V56H41L48 59L52 58H72V57H79V56H93V55H100L105 57H120L119 59L122 61L119 65L123 66L126 69V74L128 75L129 80H135V65L138 57H150L157 66H153V73L157 75V88L159 87L162 95L160 97L157 96L158 101L160 102V114L163 116V121L161 125L164 129L165 139H164V147L162 151L156 152L155 154V147H151L145 150L146 154L150 155L151 158H155L158 160H163V174L162 177V185L160 187L161 193L164 196V214L167 215V221L164 225V230L166 234V243L169 244V247L165 249L163 253V264H171V251H170V233H169V222H168V215H169V206H170V196H169V183H170V159H171V142H172V123H171V102H170V79H171V67H170V48L169 45ZM122 72V71H120ZM120 77L122 75L120 73ZM125 80V84L128 86L133 87L134 84L130 83L129 80ZM135 86V85H134ZM123 90L125 89L126 93H131L134 95L133 99L131 100L136 107L137 104L142 101H145V98H141L137 96L140 93V90L145 92L146 88L143 89L142 87H134L132 89H128L126 86L122 87ZM141 91V92H142ZM148 91V90H147ZM148 94L147 92H145ZM138 98V99H135ZM136 100L139 102L137 103ZM137 103V104H136ZM145 103V102H144ZM140 106L141 110H148L151 108L152 105H145ZM153 107L158 108V105H154ZM126 108V107H125ZM139 109V108H138ZM146 112V111H144ZM144 112H141L142 114ZM139 116V115H138ZM153 141V138L151 142ZM160 153V155H159ZM146 170V169H145ZM153 172V171H152ZM155 172V171H154ZM154 177V176H153ZM146 183H142V186L139 185L135 187L134 190L141 189ZM149 186V185H148ZM151 187V184H150ZM149 187V188H150ZM156 185L152 183L153 189H156ZM39 240V239H38ZM40 246L44 244V241H40ZM43 247V246H42ZM89 253L93 254L99 260H105L112 264H136V257L142 255L140 251L138 253H130V252H122L120 254H103L99 253L97 250L89 248ZM141 250V249H140ZM148 251V250H146ZM140 253V254H139ZM145 253V252H144ZM139 254V255H137ZM137 255V256H136ZM145 255V254H144ZM143 255V256H144ZM136 256V257H134ZM131 257L134 259L130 261Z\"/></svg>",
  "mask_w": 264,
  "mask_h": 264
}]
</instances>
